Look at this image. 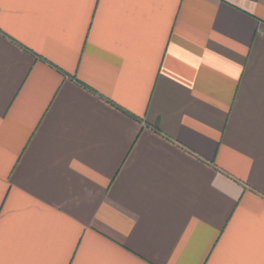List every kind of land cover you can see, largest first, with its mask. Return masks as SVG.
<instances>
[{"label": "crops", "instance_id": "obj_1", "mask_svg": "<svg viewBox=\"0 0 264 264\" xmlns=\"http://www.w3.org/2000/svg\"><path fill=\"white\" fill-rule=\"evenodd\" d=\"M0 264H264V0H0Z\"/></svg>", "mask_w": 264, "mask_h": 264}]
</instances>
